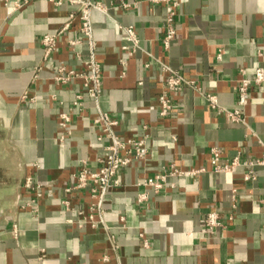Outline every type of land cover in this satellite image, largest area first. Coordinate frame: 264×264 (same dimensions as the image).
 <instances>
[{"label":"crops","instance_id":"1","mask_svg":"<svg viewBox=\"0 0 264 264\" xmlns=\"http://www.w3.org/2000/svg\"><path fill=\"white\" fill-rule=\"evenodd\" d=\"M99 1L109 10L91 12L94 47L76 18L43 62L42 37L58 31L76 6L0 0V264H264V165L246 182L247 167L219 173L211 160L212 147L223 162L264 157V84L252 88L243 122L212 109L204 96L215 92L224 108L238 107L240 70L252 76L264 63V0H180L169 50L162 44L165 3ZM122 26L139 37L131 55L122 49ZM70 39L82 40V60ZM91 56L102 66L101 95L75 106L84 81L58 84L53 74L61 64L83 72ZM168 67L197 87L169 93ZM166 92L174 108L162 116L159 97ZM62 113L71 116L70 133L61 127ZM101 113L118 121L123 138L146 137L149 152L104 193L96 227H80L79 212L89 214L94 202L91 189L67 188L83 162L97 170L107 153L109 141L95 122ZM172 165L205 171L170 178L160 193L147 189L149 200L139 204L145 189L137 183ZM28 176L43 185L37 212L29 204L35 193L23 184ZM212 211L226 224L215 234L201 224Z\"/></svg>","mask_w":264,"mask_h":264},{"label":"built area","instance_id":"2","mask_svg":"<svg viewBox=\"0 0 264 264\" xmlns=\"http://www.w3.org/2000/svg\"><path fill=\"white\" fill-rule=\"evenodd\" d=\"M7 1V0H6ZM56 4L60 5L64 1H67L76 6V11H73L68 16L63 26L54 33L45 34L41 43L43 46V62L48 61L54 52L58 48V41L64 35V33L71 27L76 18H79L81 22V33L84 37L90 40L92 48L95 43L92 40V26H91V12L93 9L100 10L107 13L109 7L99 0H53ZM152 2H163L166 5V20L164 24V35L162 37V44L165 50H169L173 40L175 39L177 29L176 21L179 14V8L181 5L180 0H152ZM123 6H129L128 3L123 2ZM21 4H15L16 9ZM122 30L125 34L127 44L122 46L128 54H133L139 46V37L132 26H122ZM82 42L81 39H70L69 43L73 51H75L77 57L82 60L81 53L77 51L76 47ZM223 50L219 54V58L222 57ZM262 54V53H260ZM86 70L78 72L74 69H69L65 65H59L55 68L53 79L58 84H68L75 79H82L84 81L85 93L79 94L74 101L75 106L82 105L84 96H88L93 99H98L102 91V66L101 64L91 56L88 59L83 60ZM120 62L126 64V61L121 58ZM43 63L39 64L34 72V76L38 77V73L43 69ZM169 75L166 81L167 90L169 93L181 92L184 87H197L195 80L186 79L179 72L167 68ZM142 83V82H140ZM264 84V63H258L255 72L252 76L247 74V71L243 68L240 70V78L238 80L237 90V105L238 107L229 110L221 106L218 95L215 92H207L204 94L209 106L217 110L218 112L225 113L232 121L243 122L244 121V108L249 104L251 90L255 86H261ZM27 98V95L24 96ZM160 114L167 116L174 108V104L170 95L166 92L159 97ZM61 127L65 132L70 133L71 116L67 113H62ZM95 122L99 124L102 130L101 138L109 141L106 146L107 153L100 159V166L97 170L91 169L87 162H83L81 169L76 174V182L73 186L67 188V192H73L75 190L91 189L94 202L90 206V213L85 214L79 212L78 225L80 227L84 225H90L96 227L97 221L95 218V212H101V205L104 198V193L111 188H116L121 185L119 179V172L129 166L135 160H143L148 155L147 138H123L115 131V126L118 121L110 116L108 113H101L99 117L95 119ZM211 160L214 165V171L219 173H233L240 167H247L248 170L244 174V180L246 182H253L257 179L254 168L256 166L264 165V157L256 160H242L239 156L234 157L228 162H223L220 150L217 147L211 148ZM205 171L204 168H196L189 170H182L174 165L164 171L158 173L153 177H146L137 183V186L144 188L143 192L138 194V203L143 204L149 200V193L147 189L152 190L155 193L162 192L170 183L169 179L173 177L182 176H198ZM24 187L32 190L35 193L34 199L29 203L33 206V211L37 212V201L43 195V185L37 182L34 177L28 176L24 180ZM172 187H175L174 183H171ZM62 203L65 207L70 206L69 200H63ZM232 219V217H230ZM201 224L204 229L211 234L217 233L220 229L225 227V220L222 216L212 211L206 214L201 220Z\"/></svg>","mask_w":264,"mask_h":264}]
</instances>
